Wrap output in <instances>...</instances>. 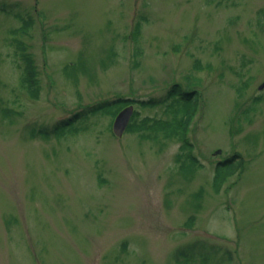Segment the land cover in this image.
<instances>
[{
  "label": "rangeland",
  "instance_id": "374dc122",
  "mask_svg": "<svg viewBox=\"0 0 264 264\" xmlns=\"http://www.w3.org/2000/svg\"><path fill=\"white\" fill-rule=\"evenodd\" d=\"M263 83L264 0H0V264H264ZM175 84L184 135L138 131ZM112 100L121 138L111 112L30 132Z\"/></svg>",
  "mask_w": 264,
  "mask_h": 264
},
{
  "label": "trees",
  "instance_id": "16d2710c",
  "mask_svg": "<svg viewBox=\"0 0 264 264\" xmlns=\"http://www.w3.org/2000/svg\"><path fill=\"white\" fill-rule=\"evenodd\" d=\"M20 53V58L23 61L24 67L21 77V85L28 89L33 97L37 95V81H36V69L34 68L33 60L25 47L20 46L17 53ZM18 53V54H19ZM172 102L167 105L169 118L166 120H154L143 119L138 125V131L148 132V136L152 138H162L164 140L172 139L174 136H180L184 132L180 129L182 122L185 120V112L189 105L195 98L194 92H187L178 88V84L172 86L169 94ZM130 101L112 100L107 102H100L93 106L87 107L82 112L76 113L70 116L68 119L61 120L51 127H33L30 132L40 137L48 138L50 136L61 137L66 133L73 131L77 121H83L91 114L96 112H111L112 114L118 113V111ZM143 107L151 106L154 103H159L156 100H149L145 102H138ZM110 114V113H109ZM137 117V113H134L131 123L127 128V132L134 130V122ZM184 135V134H183ZM182 135V136H183ZM185 145V142H183ZM237 159L228 158L217 164L218 169H223L228 172L230 169L235 168L233 164ZM238 162L239 159H238ZM218 178V176H216Z\"/></svg>",
  "mask_w": 264,
  "mask_h": 264
},
{
  "label": "water",
  "instance_id": "95a60500",
  "mask_svg": "<svg viewBox=\"0 0 264 264\" xmlns=\"http://www.w3.org/2000/svg\"><path fill=\"white\" fill-rule=\"evenodd\" d=\"M264 87V84H262L259 88L262 89ZM133 115V107L128 106L124 109H122L114 118L113 124H112V133L117 137L121 138L127 129V126L130 122V119ZM217 154L220 153V150L216 152Z\"/></svg>",
  "mask_w": 264,
  "mask_h": 264
}]
</instances>
